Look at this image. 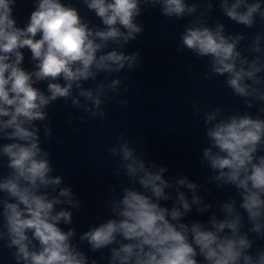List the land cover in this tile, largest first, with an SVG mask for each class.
Listing matches in <instances>:
<instances>
[{
  "label": "clouds",
  "instance_id": "9594fccd",
  "mask_svg": "<svg viewBox=\"0 0 264 264\" xmlns=\"http://www.w3.org/2000/svg\"><path fill=\"white\" fill-rule=\"evenodd\" d=\"M101 22L93 26L69 0H33V11L23 27L14 15L17 0H0V242L15 264H96L92 253L107 249L108 264H264V32L244 50L243 34H227L210 13L218 7L232 22L252 29L264 23V0H82ZM159 9L167 19L184 20L177 51L187 50L208 61L204 79L224 77L235 97L252 112L228 113L215 108L203 113L208 146L201 165L213 173L209 183L235 189L239 200L218 202L220 215L207 222L185 218L193 206L199 214L213 208L198 196L199 186L181 176L166 180L168 168L146 161L120 135L108 148L118 160L113 175L127 178V186L106 203L110 218L79 235L61 225L73 223L81 202L63 177L54 176L51 154L42 147L53 138L48 108L58 100L79 109L81 124L103 122L105 105L115 97L140 53L122 49L145 31L138 18ZM31 53L34 68L25 70L22 50ZM248 56L244 55V52ZM252 58L249 59L248 57ZM104 75L103 81L98 78ZM89 81L95 87H85ZM47 82L46 92L37 87ZM81 99L83 103H81ZM126 104L127 101L121 100ZM193 110L199 112L194 102ZM75 117H69V126ZM48 121V123H45ZM73 134L79 130L72 127ZM185 188L191 193L188 199ZM174 190L173 198L171 191ZM172 200L171 208L163 202Z\"/></svg>",
  "mask_w": 264,
  "mask_h": 264
},
{
  "label": "water",
  "instance_id": "95a60500",
  "mask_svg": "<svg viewBox=\"0 0 264 264\" xmlns=\"http://www.w3.org/2000/svg\"><path fill=\"white\" fill-rule=\"evenodd\" d=\"M69 2L93 26L101 23L94 13L87 10L82 0ZM32 11L33 0H17L14 15L18 26L23 27ZM138 20L144 25V33L130 41L122 51L128 55L139 52L141 66L131 72L113 74L112 78L116 75L122 79L129 77L120 86L122 93L124 87H128L129 91L105 105L103 122L89 119L81 124L79 118L83 113L74 108L70 101L58 100L47 110L53 138L44 142L41 132L42 147L51 154L53 175L62 176V186H71L81 202L79 210L70 209L73 211V223L61 225L65 231L69 227L76 230L75 243H79L80 234L110 218L106 203L113 195L111 189L115 186L119 195L120 189L127 186L128 181L123 174L119 179L113 175L118 160L108 152L120 135L129 140L138 153H144L146 161L154 160L158 165L167 167L168 172L164 174L166 180L171 182L187 176L189 181L199 186L197 195L213 204V208L203 214L197 213L193 206L185 222H207L213 213L220 215L218 202H224L229 197L239 200L235 189H220L215 183L208 182L213 173L207 166L201 165L203 149L208 146L203 113L223 108L226 114L252 112L255 115L257 108L249 109L240 98L235 97L226 87L224 77L204 79L208 71L207 58H197L187 50L177 51L180 33L188 19L170 20L163 17L159 9H148ZM217 20L225 25L227 34H243L246 37L239 46L241 50L247 48L255 35L264 32V23L259 18L256 25L248 29L232 22L218 7H214L209 26ZM22 51L25 56L23 67L28 71L33 70L30 51ZM244 55L248 56V53L245 51ZM103 79L104 75L101 74L98 82ZM37 87L46 92L47 82H41ZM85 87H95V84L89 81ZM121 100L127 103H120ZM194 102L199 106V112L193 110ZM70 116L75 117L72 126L68 124ZM72 127L79 130L78 134H73ZM3 142L6 141H0ZM6 163V160L0 161V175L7 173ZM166 191H171L175 197L174 190ZM181 191H185L191 200V193L187 189L181 188ZM163 203L171 208L173 201ZM255 247H264V240H257ZM81 250L96 264H108L107 249L92 253L85 243L81 245ZM11 251L0 242L2 264H15Z\"/></svg>",
  "mask_w": 264,
  "mask_h": 264
}]
</instances>
